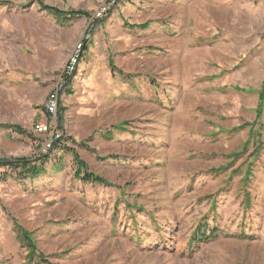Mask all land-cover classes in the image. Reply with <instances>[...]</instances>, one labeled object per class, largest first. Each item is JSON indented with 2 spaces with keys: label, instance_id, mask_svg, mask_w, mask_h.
Returning <instances> with one entry per match:
<instances>
[{
  "label": "rangeland",
  "instance_id": "obj_1",
  "mask_svg": "<svg viewBox=\"0 0 264 264\" xmlns=\"http://www.w3.org/2000/svg\"><path fill=\"white\" fill-rule=\"evenodd\" d=\"M263 86L264 0H0V264H264Z\"/></svg>",
  "mask_w": 264,
  "mask_h": 264
},
{
  "label": "trees",
  "instance_id": "obj_2",
  "mask_svg": "<svg viewBox=\"0 0 264 264\" xmlns=\"http://www.w3.org/2000/svg\"><path fill=\"white\" fill-rule=\"evenodd\" d=\"M10 4V3H9ZM45 10H48L51 13H54L58 16V18L61 19L63 24H68L70 21L74 19L75 16H79L82 14V11H77L74 14H69L67 12L61 11L57 8L43 5ZM145 28L146 25H143ZM260 100H261V109H263L264 106V86L263 90L260 92ZM18 130L23 132L22 129L19 127H16ZM55 148H61L65 149L60 142L55 145ZM69 151H71L73 155L74 164L75 167V177L82 180L85 183L90 184H101V185H112L111 182H109L107 179H105L103 176L90 171L89 165L80 157V155L77 153L76 150L69 148ZM50 152L41 155L38 157L39 163H32L31 159H5L0 160V167L1 166H9L12 169L16 170L19 174L20 178H28V177H37L43 172H45V162L49 159ZM60 168V167H59ZM248 202H250V199H247ZM220 230L217 227H211L208 225V220H204V223L199 226V228L196 230L195 234L192 236L191 240L197 242V243H204L210 241L212 238H214ZM18 233L19 236L24 240V243H26L30 248V256L32 257L35 253L37 254L38 249L32 239V234L27 232L24 228L18 226ZM39 254V253H38ZM44 264H52L46 259H40Z\"/></svg>",
  "mask_w": 264,
  "mask_h": 264
},
{
  "label": "built area",
  "instance_id": "obj_3",
  "mask_svg": "<svg viewBox=\"0 0 264 264\" xmlns=\"http://www.w3.org/2000/svg\"><path fill=\"white\" fill-rule=\"evenodd\" d=\"M106 11V7H104V9H102L101 11H99L98 12V16H100L102 13H104ZM55 97H53L48 103H47V111L49 112V113H54L55 111H56V108H57V101H56V99H54ZM49 126L48 125H43V124H37L36 126H35V132L36 133H38V134H46L47 132H49L50 130H49ZM49 130V131H48ZM54 134V133H53ZM56 137H59V135H55ZM55 137V138H56ZM54 138V139H55ZM51 140H53V137H52V139ZM52 142L53 141H50V140H48L47 142H46V149H44V151L45 152H47V151H49V150H51L52 149Z\"/></svg>",
  "mask_w": 264,
  "mask_h": 264
}]
</instances>
